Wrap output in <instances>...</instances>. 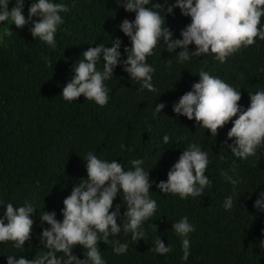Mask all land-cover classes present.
<instances>
[{
    "label": "trees",
    "instance_id": "16d2710c",
    "mask_svg": "<svg viewBox=\"0 0 264 264\" xmlns=\"http://www.w3.org/2000/svg\"><path fill=\"white\" fill-rule=\"evenodd\" d=\"M56 2L67 4L70 11L62 14L64 24L57 31L55 49L34 40L29 26L18 29L7 22L0 24V200L15 206L30 200L38 208L31 217L33 236L25 243L24 252L11 243L0 244V264H7V255L31 258L44 251L38 239L42 231L39 212L56 211L57 219L62 220L63 200L75 182L86 177L82 158L89 151L102 159H117L125 168H131V160L143 159L150 179L158 183L167 180V172L189 143H198L208 152L211 163L206 175L212 186L202 197L186 200L165 195L153 186L151 196L158 210L143 226L145 240L136 243L130 234L121 233L116 239L129 244L123 255H116L110 245L100 242L106 264H264V214L254 208L259 192L264 191V148L248 160L237 159L231 153L221 156L219 145L227 138L231 122L218 130L214 142L210 131L197 128L195 121L186 117L176 120L172 110V105L199 81L201 69L240 89L242 98L238 103L247 108L248 92L264 90V41L257 38L254 45L242 48L225 64L204 56L180 65L174 54L158 45L154 55L148 57L156 69L153 83L157 92L141 90L118 66L114 77L105 82L110 90L106 106L100 107L83 96L69 104L60 95L73 75L72 66L89 47L100 43L110 46L112 38L117 37L123 41L124 56L123 47L130 46V42L118 26L126 18L133 20L135 14L117 7L114 0ZM30 3L26 0V17ZM13 6L9 4L10 9ZM190 22L179 9L166 17L174 38H180V31ZM5 28H10L12 34L5 35ZM189 49L194 50V45ZM169 59L171 68L167 67ZM97 67L102 69V63ZM159 103L166 107L154 118L153 109ZM165 135L171 138L167 145L163 142ZM177 138H182L181 144H175ZM221 171L242 180L237 202L230 211L223 203L232 194V185L224 181ZM117 203H121L119 197L114 205ZM124 210L122 207L121 214ZM183 216L196 229L190 234L191 255L186 262L181 260V240L171 229L172 223ZM152 223L157 232L150 227ZM158 236L172 247L170 253L152 251ZM73 252L84 258L79 246Z\"/></svg>",
    "mask_w": 264,
    "mask_h": 264
},
{
    "label": "clouds",
    "instance_id": "9594fccd",
    "mask_svg": "<svg viewBox=\"0 0 264 264\" xmlns=\"http://www.w3.org/2000/svg\"><path fill=\"white\" fill-rule=\"evenodd\" d=\"M10 3H14L11 9ZM114 3L135 14L133 20L126 18L118 26L129 39L130 46L123 47L122 56L123 41L117 37L112 38L110 46L100 43L84 51L82 58L72 66L73 75L60 95L69 104L83 96L100 107L106 106L110 90L105 82L114 77L118 66L128 74L130 81L140 85L141 90L157 92L153 83L156 69L148 62V57L154 55L158 45L174 54L180 65L204 56H212L225 64L242 48L254 45L257 38L264 41V25L261 24L264 0H163L162 3L114 0ZM25 4L26 0H0V24L7 22L18 29L29 26L34 40L55 49L57 31L64 24L62 14L70 11L69 6L56 0H31L26 17ZM174 9H179L182 16L191 20L180 31V38H174V32L166 26V17L174 15ZM11 34L10 28H5V35ZM190 45H194V50L189 49ZM44 59L51 63L47 57ZM101 63L102 69L97 67ZM167 67H172L170 59ZM198 77L199 81L191 90L172 105L176 120L180 117L194 120L197 128L210 131L214 142L218 130L231 122L227 138L219 145L220 155L231 153L240 160L256 156L264 148V90L248 92L250 103L245 108L238 103L242 98L240 89L203 69ZM165 107V103L156 104L153 117ZM181 139L177 138L175 144H181ZM170 141L168 135L163 137L164 144ZM82 159L86 177L77 180L70 195L63 200L62 220L57 219L56 211L39 212L42 231L38 239L44 251L31 258L23 254L7 255V264H106L100 242L110 245L116 255H123L129 244L116 239L121 233L130 234L136 243L145 240L147 233L143 226L158 210L157 201L151 196L153 186L165 195L186 200L202 197L213 183L206 175L211 163L209 154L198 143L184 147L167 172V180L158 183L150 179V170H145L143 159L131 160V168H125L117 159L99 158L91 151ZM231 171L235 173L236 170ZM220 175L232 185V194L223 203L224 209L230 211L237 202L242 180L229 175L228 171H221ZM118 197L121 203L114 205ZM254 208L258 214H264V191L259 192ZM0 209H3L0 212V244L11 243L23 253L25 243L32 239L34 220L31 217L38 208L30 200L20 206L0 200ZM150 227L157 232L156 225L152 223ZM171 229L181 240V260L186 262L191 255L190 234L196 230L195 226L183 216L172 223ZM77 246L83 250V259L73 252ZM152 251L166 255L172 247L166 246L158 236Z\"/></svg>",
    "mask_w": 264,
    "mask_h": 264
}]
</instances>
